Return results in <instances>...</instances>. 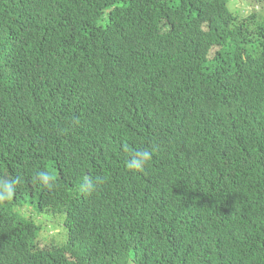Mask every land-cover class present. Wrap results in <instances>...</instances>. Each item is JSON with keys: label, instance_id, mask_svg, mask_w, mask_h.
Wrapping results in <instances>:
<instances>
[{"label": "trees", "instance_id": "trees-1", "mask_svg": "<svg viewBox=\"0 0 264 264\" xmlns=\"http://www.w3.org/2000/svg\"><path fill=\"white\" fill-rule=\"evenodd\" d=\"M16 177L0 264H264V0H0Z\"/></svg>", "mask_w": 264, "mask_h": 264}, {"label": "clouds", "instance_id": "clouds-1", "mask_svg": "<svg viewBox=\"0 0 264 264\" xmlns=\"http://www.w3.org/2000/svg\"><path fill=\"white\" fill-rule=\"evenodd\" d=\"M153 154L148 149H139L131 154L127 161V168L134 171H142L144 167L152 160ZM37 181L45 186L51 183V173L40 171L36 173ZM20 183V177L0 180V199H10L15 187ZM86 194H91L95 190V184L91 180H85L82 189Z\"/></svg>", "mask_w": 264, "mask_h": 264}, {"label": "rangeland", "instance_id": "rangeland-1", "mask_svg": "<svg viewBox=\"0 0 264 264\" xmlns=\"http://www.w3.org/2000/svg\"><path fill=\"white\" fill-rule=\"evenodd\" d=\"M57 217L59 220H61L60 223H55L54 225H49L47 223H43V228L45 227V231L48 233L49 236H55V234L57 233V231H60L61 234H62V240H58L60 243L65 241L66 239V230L64 228V225H63V220H64V215L63 214H58Z\"/></svg>", "mask_w": 264, "mask_h": 264}]
</instances>
